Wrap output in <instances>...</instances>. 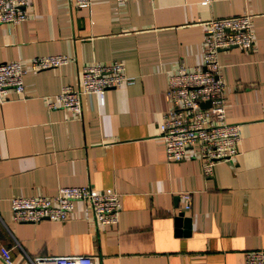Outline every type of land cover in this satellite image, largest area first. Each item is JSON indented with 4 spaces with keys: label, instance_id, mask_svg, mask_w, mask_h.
<instances>
[{
    "label": "crops",
    "instance_id": "crops-1",
    "mask_svg": "<svg viewBox=\"0 0 264 264\" xmlns=\"http://www.w3.org/2000/svg\"><path fill=\"white\" fill-rule=\"evenodd\" d=\"M29 0L26 20L0 23V62L64 54L54 68L27 70L23 92L0 103V246L14 262L87 255L92 264H244L264 249V0ZM252 14V48L217 52L225 120L237 124L238 153L201 173L196 147L165 159L158 124L177 63L202 60V21ZM121 60L133 82L108 88L81 113L48 109L83 64ZM113 188L115 225H96L77 200L63 221L15 222L12 196L50 195L59 186ZM190 192V208L180 194Z\"/></svg>",
    "mask_w": 264,
    "mask_h": 264
},
{
    "label": "built area",
    "instance_id": "built-area-1",
    "mask_svg": "<svg viewBox=\"0 0 264 264\" xmlns=\"http://www.w3.org/2000/svg\"><path fill=\"white\" fill-rule=\"evenodd\" d=\"M127 0H114L115 6ZM29 0H0V23L26 20ZM76 8H89L90 0H75ZM252 14L242 13L202 21V60L192 67L177 63L168 74L164 98L168 108L158 124L165 159L181 160L188 150L196 147L195 155L201 162V173L212 175L220 161H231L238 153L240 140L237 124L225 120L224 84L219 75L217 52L237 47L252 48L254 31ZM70 57L64 54L36 55L23 67L19 60L0 62V103L8 93L23 92L22 76L27 70L38 71L66 64ZM124 64L115 59L108 63L92 61L80 68L76 86L63 85L53 99L45 97L48 109L64 108L79 116L81 96L94 95L100 104L108 88L133 82L125 74ZM184 209L190 208V192L180 194ZM80 200L90 211L96 225H115L120 208L119 193L113 188L96 189L89 185L59 186L50 195L12 196L9 208L15 222H36L42 219L66 220L75 201ZM23 263L14 262L9 249L0 246V264H92L87 255L31 256L23 254ZM244 264H264V249L244 252Z\"/></svg>",
    "mask_w": 264,
    "mask_h": 264
}]
</instances>
